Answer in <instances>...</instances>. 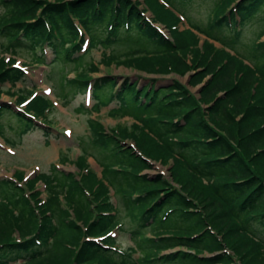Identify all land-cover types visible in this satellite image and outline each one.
I'll use <instances>...</instances> for the list:
<instances>
[{"label":"trees","instance_id":"1","mask_svg":"<svg viewBox=\"0 0 264 264\" xmlns=\"http://www.w3.org/2000/svg\"><path fill=\"white\" fill-rule=\"evenodd\" d=\"M163 1L174 9L183 2ZM257 15L264 19V0H214L206 28L190 23L222 45L217 48L209 38L197 46L160 0H0V85L26 80L11 67L14 60L6 62V52L22 49L43 64L50 47L53 65L77 66L82 34L90 46L128 45L140 57L123 63L137 70L189 74L192 87L208 77L197 95L179 80L140 85L128 79L117 87L110 76L81 74L70 81L83 89L93 80L95 106L114 101L113 112L137 120L140 133L130 135L135 148L120 143L119 133L92 125L107 149V181L85 168L81 183L61 171L43 174L48 196L41 203L35 193L36 208L13 182L0 181V264H264V23L249 54L238 52L240 34ZM18 98L17 104L24 100ZM48 106L36 95L25 112L45 117ZM15 116L24 130L35 126L26 114ZM148 161L167 166L169 180L140 175ZM109 185L122 202L116 216ZM65 202L75 219L62 209ZM122 216L129 221L122 223ZM115 227L128 232L132 252L113 250L109 239H85ZM176 247L182 249L163 253Z\"/></svg>","mask_w":264,"mask_h":264},{"label":"rangeland","instance_id":"2","mask_svg":"<svg viewBox=\"0 0 264 264\" xmlns=\"http://www.w3.org/2000/svg\"><path fill=\"white\" fill-rule=\"evenodd\" d=\"M213 3L214 0H183V2L175 3L179 10L177 13L180 18L179 30L192 32L198 40L197 46H202L204 40L209 37L193 27L191 23L206 28L211 17L209 11L213 7ZM146 16H150V13L147 12ZM261 17L262 15H257L247 23L246 29L240 34L238 40V52L244 55L249 54L250 44L255 41V36L264 23V19ZM166 36H169L168 32ZM209 39L215 47H222L218 42ZM260 40L264 41V36ZM225 50L230 54L237 55L246 64L251 63L246 57L238 55L232 49L225 47ZM46 52L48 56L51 55L49 50ZM128 52V45H88L81 53L80 64L77 66L71 62L53 65L54 61L52 60L46 63L48 66L38 65L32 53L22 49L15 53L6 52L3 54L6 62L14 60L11 67L15 65L26 70L31 83L18 81L14 86H10L9 83L0 85V181L13 182L14 185L22 189L24 195L31 199L36 208L34 194L38 193L37 197L43 202L47 200L48 196V184L43 174L50 175L54 170L61 171L81 183L85 172L82 168H85L90 169L96 177H103L107 181L108 174L104 173L103 165L106 162L103 153L107 149L97 141L96 130L92 125L100 124L106 135L119 133L121 136L116 139L120 143L125 146H135L130 135L140 133L137 120L130 114L121 115L113 112L114 101L95 106L94 99H87L89 97L87 91L70 82L75 81L76 77L81 74H87L93 79L110 76L115 78L117 86L121 85L125 79L135 80L136 78L137 80L140 79V76L143 78L140 80L141 83L147 82L145 78H158L159 85L177 79L196 95L208 79L205 77L201 84L192 87L189 85V74L184 76L168 75V73L164 76L146 74L144 71L123 63L126 56L140 57V55H132ZM90 63L91 69H87L86 65ZM8 67L10 68V66ZM27 91L46 98L49 106L45 111V117L36 119L31 113H28L26 117L31 118L35 126L24 130V126L18 122L15 116V113L24 114V110L22 111V107H17L15 102L21 96L23 99H27L29 97ZM80 107H82L81 110H79ZM44 132H49V135H44ZM122 133H127V135L123 136ZM81 160H83V165L78 166ZM148 162L149 167L144 169L140 175L144 174L150 177L161 175L169 180L167 166L156 161ZM18 171L22 172L23 178L16 176ZM30 182H32L31 187L29 186ZM108 189L109 202L115 208L112 214L116 216L117 212L115 211L122 207V202L119 201L118 193H115L110 185ZM62 209L68 212L69 218L75 219L72 208L66 202L63 203ZM54 218H56V213L52 215V219ZM120 219L122 223L129 221L128 216H122ZM77 225H81V223L77 222ZM146 234L149 235L148 232ZM90 239L96 240L97 243H101L102 240L100 238ZM112 240L115 246L126 252L134 250L126 231L116 235L113 233ZM179 249L182 248L168 249L163 253H171ZM210 255L202 253V256Z\"/></svg>","mask_w":264,"mask_h":264}]
</instances>
